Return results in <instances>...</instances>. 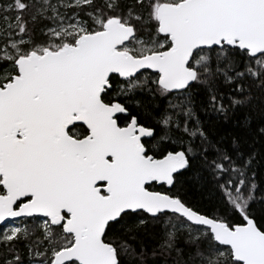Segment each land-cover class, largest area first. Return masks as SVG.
Wrapping results in <instances>:
<instances>
[{"label":"snow or ice","instance_id":"obj_1","mask_svg":"<svg viewBox=\"0 0 264 264\" xmlns=\"http://www.w3.org/2000/svg\"><path fill=\"white\" fill-rule=\"evenodd\" d=\"M0 264H264V0H0Z\"/></svg>","mask_w":264,"mask_h":264}]
</instances>
